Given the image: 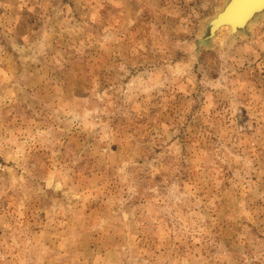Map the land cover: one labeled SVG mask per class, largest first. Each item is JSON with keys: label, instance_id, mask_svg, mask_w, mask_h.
Masks as SVG:
<instances>
[{"label": "rangeland", "instance_id": "rangeland-1", "mask_svg": "<svg viewBox=\"0 0 264 264\" xmlns=\"http://www.w3.org/2000/svg\"><path fill=\"white\" fill-rule=\"evenodd\" d=\"M0 0V264H264V12Z\"/></svg>", "mask_w": 264, "mask_h": 264}, {"label": "water", "instance_id": "water-1", "mask_svg": "<svg viewBox=\"0 0 264 264\" xmlns=\"http://www.w3.org/2000/svg\"><path fill=\"white\" fill-rule=\"evenodd\" d=\"M263 12L264 0H228L223 10L210 20L209 38L223 27H229L236 33Z\"/></svg>", "mask_w": 264, "mask_h": 264}]
</instances>
